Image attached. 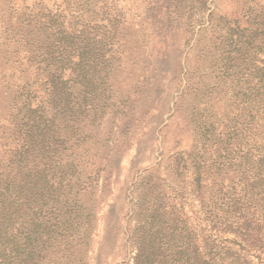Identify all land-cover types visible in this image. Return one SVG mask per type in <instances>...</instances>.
Segmentation results:
<instances>
[{"label":"rangeland","instance_id":"374dc122","mask_svg":"<svg viewBox=\"0 0 264 264\" xmlns=\"http://www.w3.org/2000/svg\"><path fill=\"white\" fill-rule=\"evenodd\" d=\"M264 264V0H0V264Z\"/></svg>","mask_w":264,"mask_h":264},{"label":"trees","instance_id":"16d2710c","mask_svg":"<svg viewBox=\"0 0 264 264\" xmlns=\"http://www.w3.org/2000/svg\"><path fill=\"white\" fill-rule=\"evenodd\" d=\"M156 261L158 260L156 258L155 253L152 251L139 250V253L135 258V264H161L160 261L159 263H156ZM199 264H216V263H211V262L207 263L205 261L199 260Z\"/></svg>","mask_w":264,"mask_h":264}]
</instances>
